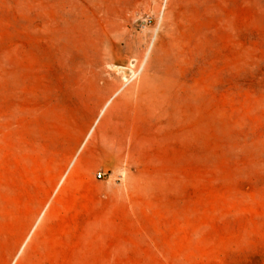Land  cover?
I'll list each match as a JSON object with an SVG mask.
<instances>
[{
	"label": "rangeland",
	"instance_id": "374dc122",
	"mask_svg": "<svg viewBox=\"0 0 264 264\" xmlns=\"http://www.w3.org/2000/svg\"><path fill=\"white\" fill-rule=\"evenodd\" d=\"M0 264H264V0H0Z\"/></svg>",
	"mask_w": 264,
	"mask_h": 264
},
{
	"label": "built area",
	"instance_id": "2783aa9c",
	"mask_svg": "<svg viewBox=\"0 0 264 264\" xmlns=\"http://www.w3.org/2000/svg\"><path fill=\"white\" fill-rule=\"evenodd\" d=\"M102 175H103L102 172H99V173H98V176H99V177H102Z\"/></svg>",
	"mask_w": 264,
	"mask_h": 264
},
{
	"label": "bare ground",
	"instance_id": "6f19581e",
	"mask_svg": "<svg viewBox=\"0 0 264 264\" xmlns=\"http://www.w3.org/2000/svg\"><path fill=\"white\" fill-rule=\"evenodd\" d=\"M126 78V77H125Z\"/></svg>",
	"mask_w": 264,
	"mask_h": 264
}]
</instances>
